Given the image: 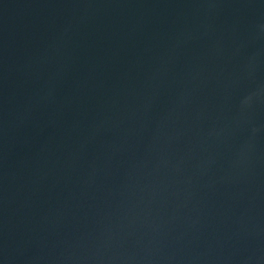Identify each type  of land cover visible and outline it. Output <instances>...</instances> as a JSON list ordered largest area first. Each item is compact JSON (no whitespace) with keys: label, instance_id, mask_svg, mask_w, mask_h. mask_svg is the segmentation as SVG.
I'll return each instance as SVG.
<instances>
[{"label":"water","instance_id":"1","mask_svg":"<svg viewBox=\"0 0 264 264\" xmlns=\"http://www.w3.org/2000/svg\"><path fill=\"white\" fill-rule=\"evenodd\" d=\"M0 264H264V0H0Z\"/></svg>","mask_w":264,"mask_h":264}]
</instances>
